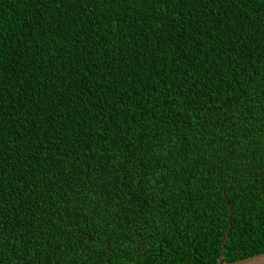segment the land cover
Here are the masks:
<instances>
[{"label":"trees","instance_id":"obj_1","mask_svg":"<svg viewBox=\"0 0 264 264\" xmlns=\"http://www.w3.org/2000/svg\"><path fill=\"white\" fill-rule=\"evenodd\" d=\"M222 249L264 251V0H0V264Z\"/></svg>","mask_w":264,"mask_h":264},{"label":"water","instance_id":"obj_2","mask_svg":"<svg viewBox=\"0 0 264 264\" xmlns=\"http://www.w3.org/2000/svg\"><path fill=\"white\" fill-rule=\"evenodd\" d=\"M223 244L224 241L222 242V245ZM222 254H223V249L221 251L220 256L217 259L216 264H264V251L228 262H222Z\"/></svg>","mask_w":264,"mask_h":264}]
</instances>
